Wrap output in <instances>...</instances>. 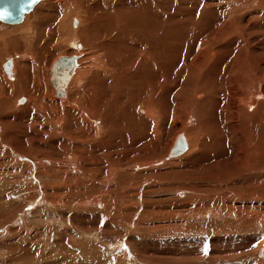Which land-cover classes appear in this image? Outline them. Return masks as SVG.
Returning <instances> with one entry per match:
<instances>
[{"label":"rangeland","instance_id":"obj_1","mask_svg":"<svg viewBox=\"0 0 264 264\" xmlns=\"http://www.w3.org/2000/svg\"><path fill=\"white\" fill-rule=\"evenodd\" d=\"M189 4L190 14L196 10V14L207 15L209 18L204 23L212 21V24L217 28L222 27L226 19L232 21L237 14L245 12L242 7L238 8L235 5L236 2L229 6V0H189ZM255 7L256 5L253 8ZM32 12L33 10L26 16ZM25 20L17 24H5L16 26ZM77 20L78 18L75 16L71 18L74 29L80 26V22ZM75 21L79 24L77 27H75ZM259 21L257 20V22ZM262 23L259 22L258 25ZM218 38L223 40L224 34L219 35ZM68 42L61 44L60 48L65 50L56 51V56L51 59V63L45 67L46 69H40H45L46 78L44 75H41V78L48 83L52 90L45 98L46 106L40 112H30L25 118L21 117V111L18 109L20 106H17V110H12L2 117L8 122H13V127L31 120V117L38 119L45 127L43 130L36 127L40 130L36 137L33 139L31 136L30 142L25 141L22 144L23 150L25 149L22 153L24 155L18 153L17 150L12 151L13 149H8V147L3 149L10 153L0 151V161L4 162L3 165H0V193L2 194V202H0V264H264V152L260 151L257 156L255 150L256 146H259V137L261 136L257 133L259 131L257 124L264 126V111H257L255 116L251 114L255 109L249 110L248 113L247 106H243V102L245 104L251 101L253 94L260 92L264 83V44L253 48V50L249 47L246 48V52L235 57L234 65L233 60L229 61L224 58L226 66H221L219 73L213 76V78L219 77V80L215 78L214 80L217 83L219 81L220 85L218 86L221 87L220 90H223L219 94V111L217 110V116L220 114L219 120L216 119L217 117H213V120L216 119L217 127L219 125V127H225L228 118H231L230 120L234 118L233 121L241 122L245 127L244 132L243 129L240 132L235 127L231 132L230 130L225 132V135L230 132L233 136V132L237 131L233 140L234 144L232 143L230 149L228 147L229 150L227 153L225 152L226 154L216 158L211 155L204 159L205 163L202 159H197L198 148L192 147V138L187 130L193 125L195 130H201L196 103L204 98L196 99L197 101L194 99L195 104L192 108L186 106L189 105V100L185 93L176 94L173 91L168 96V100L171 102L170 117L168 113L158 117L152 110L154 106L148 109V113L142 118H139L140 115H138V135L146 138V140L138 142V169L132 168V170L128 167V173L131 175H124L122 172L119 173L112 169L111 172L110 169L105 170V179L109 180L106 187L105 182H98L96 185L86 179L85 176L91 177V173L81 165L80 161L75 160L76 165L71 162L62 164L63 157L56 156V151H65V148L61 150L55 149V147L60 145V141H63L62 133H59L57 118H62L61 112L66 108L54 107L49 102L50 98L48 97L59 98L51 80L50 68L63 56L78 57V67L63 101L68 100L71 95H75L74 97L78 99L77 93H83L88 85L96 84L98 80V82L104 83L106 85L104 87L107 88L114 76L113 70L110 68L111 71L108 72L109 69L106 68L103 61L98 63L103 59L101 54L99 55L100 51L97 53L87 48L83 41L78 39ZM201 46L203 49L208 44L205 42ZM197 47L199 52L200 45ZM104 60L106 61V59ZM222 67H226L224 71H222ZM111 73L112 76H110ZM116 76L125 75L118 73ZM35 77L32 74L29 77V83L33 82ZM119 83H115L117 91L115 87L112 91L116 96L124 98L123 104L126 103L130 110L133 101L137 102L138 99L139 103H144L145 101L149 102L151 97L154 98V95H151V91L155 92L153 90L156 86L154 83L146 84L145 89L142 90L127 89L126 87L121 89ZM182 87L183 85L178 87L179 91ZM118 90L122 93L118 94ZM232 92L236 96L238 95L239 102L237 99L232 101L236 97L232 96L234 94ZM159 93L163 94L164 90H160ZM159 93L157 96L160 95ZM147 95L148 98H146ZM73 96L72 98H74ZM156 99L157 97L154 103L157 101L156 104L158 103L157 105L160 106V101ZM178 100L184 105H180ZM53 101L55 100L53 99ZM173 103L175 104L173 105ZM163 104H165L164 101ZM238 104H242V106H238ZM177 106H180L179 109ZM209 108L210 106L206 107V110ZM130 110L129 121H132L134 115ZM177 112L178 114H176ZM177 115H180L178 119ZM188 115L193 118L192 123L185 122ZM117 119H121V116H117ZM117 119L115 118V121ZM122 119L124 122L120 121V123H127L125 118ZM140 119L141 121H139ZM101 121L104 123V118ZM108 122L107 118L106 124ZM28 123L29 126L26 125L27 132L29 129L30 133L37 130L34 127L32 130V124ZM182 123L190 125L183 126ZM142 129L145 130L142 131ZM214 129L212 127V130ZM128 131L126 133H129ZM207 131L206 129L200 131L201 135L199 134L198 137L204 138ZM179 132L186 135L190 150L180 159L170 160L167 156L170 153V144ZM212 132H207L210 134L207 138H212ZM2 136L3 139H14L12 135L6 133ZM114 137L111 142L117 143L120 139L117 135ZM250 137H252L251 140H254L253 142ZM242 138H246L249 145L245 151L240 149L243 143ZM145 141L146 143H143ZM56 143L58 144L55 145ZM43 154H50L51 160ZM76 168L78 173L72 171ZM3 172L11 182L7 186L2 184L4 181ZM89 176L87 178H90ZM98 176L100 175L98 174ZM77 182L79 184L82 182L80 186H89L91 190L89 187L81 189L82 187ZM6 187H9L10 190H5L8 189ZM59 190L61 191L60 195L62 194L60 202L56 200ZM87 190L92 193L91 198H95L94 200L100 199V197L105 198L104 202L107 203V207L103 206L104 202L99 205L90 203L92 206L88 203L78 205V193ZM84 229L88 230L91 236L97 235L91 241L95 257L91 250L83 247L82 240L84 238L80 232ZM76 237L81 241H76ZM60 251H64V255ZM68 256L70 257L68 258ZM71 257L74 258V262Z\"/></svg>","mask_w":264,"mask_h":264},{"label":"bare ground","instance_id":"obj_2","mask_svg":"<svg viewBox=\"0 0 264 264\" xmlns=\"http://www.w3.org/2000/svg\"><path fill=\"white\" fill-rule=\"evenodd\" d=\"M148 1L38 0L32 9L23 15L21 20L4 21L0 19V143L2 142L0 145V151L10 153V151H5V149H3L8 147V149H13L12 151L17 150L18 153L22 154L25 151V149L23 150L22 144H24L25 141L30 142L32 140L31 136H33L34 139L38 132H40L38 128L43 130L45 125L42 122H39L38 119L36 120L32 117L31 120L24 121V123L22 122L20 125L17 124L14 127L12 126L13 122H8L2 117L12 110H17V106H20L18 109L21 111L22 118L27 117L30 112H40L41 109L46 106L47 103H45V98L49 95L50 91L52 92V90L50 86H48V83L41 78V75H44V78H46L45 67L48 66L51 63V59L56 56L55 52L59 49H61V51L65 50L64 48H60L62 43L78 39L83 41V44L87 46V48H90L97 53L100 51L99 55L101 54L103 59L98 63L103 61V64L109 69L108 72L111 71L110 68L113 70L114 76L107 88L104 87L106 86L104 83L102 84V82L100 83L98 80L96 81V84L88 85L85 91L83 90V93H77V97L79 95L78 99L74 97L75 95H71V97H68L69 99L67 98L68 100L63 101L68 93L69 84L71 83L78 67V57L75 56L76 66L63 95L58 94V89L52 82L55 87L56 95L59 98L48 97L50 98L49 102H51V105L54 107L66 108L65 111L61 112L63 115L62 118H57L59 133H62L61 137L63 138V141H60V145L58 143L55 144H58L55 149L58 148L64 150L65 148L64 152L56 151V156L63 157V160L61 161L62 164L68 162L75 164V160L80 161L81 165L91 173V177L88 175L90 178H87L88 176H85V178L96 185L98 182H105V186L106 184H109L108 178L105 179V170L110 169L111 172L112 169L127 175L129 174L128 167L131 169H138V144L141 141H144V139L146 140V138L139 136L140 134L138 135V115H140L139 118H142V116L148 113L147 110L154 106V109L152 110L154 113L156 112L158 117L165 115L166 113H168L169 116L171 102L168 100V96L170 95L169 93L173 91L176 94L185 93L187 95V100H189V105L186 106L189 107L194 106V99L197 101L196 99L204 98L201 101L198 100L200 102L196 103V112L198 113L199 119L198 123L201 125V132L205 131V129L206 131L208 130V133L213 131L211 133L213 139L207 138L208 135L210 136L207 132H205L206 136L204 138H200L198 137L200 131L195 130L193 124V127H189L187 132L192 138V147L198 148V152L195 151L197 159H202L204 162V159L211 155L216 158L221 157L225 152H228L230 147L234 144L233 140L236 137L237 132H233V136H231L230 132L232 131V128L235 127L240 132L242 131L241 129H243L244 132L245 127L241 122L236 123L233 121L235 120L234 118L232 120H230L231 118H228L225 127H219L220 125L217 127L216 119L220 116V114L217 116V110L219 111L218 108L220 103L219 94L223 90H220L221 87L218 86L220 85L219 81L217 83L214 80V78L218 79L219 77L215 76L213 78V76L219 73L221 66H226L224 58H227L229 61L233 60L234 65L236 60L235 57L240 53H244L246 48L249 47L253 50V48L264 44V0H229V6H231L233 2H236L235 5H237L238 8L242 7L245 12L237 14L232 21L226 19L223 26L219 28L213 25L212 21L204 23L209 18L207 15L196 14V10L193 11L194 13L190 14L189 0H151L149 4ZM143 5L145 6L143 7ZM255 5L256 7L253 8ZM32 10L33 12L26 16V14L30 13ZM25 16L26 20L24 19ZM74 16L77 17L80 22V26L77 29L72 27L71 18ZM23 20H25L23 23L16 26L5 24H17ZM257 20H260L259 22L261 23L263 22V26L262 24L258 25L259 22H257ZM77 21H75V27L79 25ZM221 34H224L225 38L223 40L218 38ZM140 39L143 41L140 42ZM205 42L208 46L202 49L201 45ZM68 43L71 44L70 42ZM197 45H200L199 48H201L199 52L197 51ZM104 59H106V61ZM226 63L228 64V62ZM41 68L45 69L40 70ZM224 68L222 67V71L225 70ZM51 70L52 68H50V73ZM118 73L124 74L125 76H116ZM32 74L36 77L33 82L29 83V77ZM110 76H112V73ZM116 82H120L118 85L122 87L121 89L126 87L127 89L131 88L133 90H142L145 89L146 84L151 85L154 83L156 85L153 89L155 92L153 91L154 93H152L151 91V95L153 94L154 98L151 97L149 102L145 101L144 103H139L138 99L137 102L135 101L136 103L134 101L133 103L130 102V110L126 103L125 105L123 104L124 98L122 99V97L116 96L113 92L114 87L116 89ZM182 85L183 87L179 91L178 87H181ZM162 89L164 90L163 94L159 93ZM118 92V94L122 93L120 90H118ZM158 93L160 95L157 96ZM72 96L74 98H72ZM232 96H236V94L234 93ZM237 96L234 97L232 101H235L238 98ZM156 97V100L160 101V106L157 105L158 103L156 104L157 101L154 103ZM146 98H148V95ZM53 99L55 101H53ZM260 100L264 102V83L262 84L260 92L253 94L251 101H248L245 104L243 102V106H247L246 111L248 110V113L249 110L252 111L255 109L254 113L251 114L256 116L257 114L255 113H257V111H264V103ZM163 101L165 104H163ZM178 101L180 105H184L180 100ZM237 102H239L238 99ZM117 104L119 105L118 107ZM174 104L175 103H173V105ZM240 105L242 106V104ZM240 105L238 104V106ZM208 106H210V108L206 110V107ZM178 107L180 106H177V108ZM129 110L131 114L134 115L132 121L130 120L131 123H129ZM176 114H178V112ZM221 115L224 116V114ZM117 116H121V119L125 118L127 123H120L123 119H117ZM178 116L180 115H177V119ZM214 116L217 118L213 120ZM103 118L104 123L101 121ZM107 118L109 121L108 124H106ZM115 118L117 119L116 121ZM183 120L184 119H182V121ZM185 120V122L188 121L192 123L193 118L189 116ZM139 121H141V119ZM28 122L32 124V130L38 127L36 128L37 130L32 131L33 133L29 132L30 129L27 132L26 125ZM53 122L56 123L54 120ZM114 122L116 124H113ZM145 122L147 121L145 120ZM257 125L259 129L257 133L261 135L259 137L257 134V137L260 139L259 146H256L255 149L258 156L260 151L264 152V126L259 123ZM212 127L215 129L212 130ZM161 128L163 129V127ZM126 129L127 131L129 130V133H126ZM251 129L253 130V128ZM144 130L142 129V131ZM227 130H230V132L225 135ZM145 132L147 133V131ZM4 133L12 135L14 139H3L2 134ZM116 135L120 140L117 143L115 141V143H112L111 141L113 140L111 139ZM252 137H250V140ZM251 141L253 142L254 140ZM143 143H146V141ZM189 147L190 145L186 135L184 136L179 132L170 144V153L167 155L168 159H180V157L189 152ZM247 148H249V145L245 138L243 139L240 149L241 151H245ZM240 153L239 155H241ZM43 155L51 160V158H49L51 156L50 154ZM3 163L0 161V165H3ZM72 171L78 173L77 168ZM98 174L100 176H98ZM2 176L5 177L6 173ZM4 177L2 184H6V186L11 184L10 180L7 179V176L5 177L6 179ZM75 178L78 179V177ZM88 180L86 181L88 182ZM81 183H78V185L80 186ZM85 187H82L81 189ZM6 188L8 189L5 190H10L9 187ZM60 192L61 191L59 190V196L56 197V200L59 202L61 201L60 198L62 195H60ZM91 194L92 193H89L88 190L86 192L80 191L78 193V205H80V203H96V205H99L104 202L105 198L100 197V199L94 200L95 198H91ZM1 197L2 194L0 193V202H2ZM103 204L104 207H107L106 202ZM80 234L83 236L82 238H84V240H82L83 247L87 250H91L92 255H94L91 241H93L97 235L93 234V236H91L90 232L85 229L82 230ZM71 239L73 240V238ZM75 240L81 241V239L77 237ZM60 252L63 253L64 251ZM69 257L70 256H68V258ZM74 258L71 257L72 260Z\"/></svg>","mask_w":264,"mask_h":264},{"label":"water","instance_id":"obj_3","mask_svg":"<svg viewBox=\"0 0 264 264\" xmlns=\"http://www.w3.org/2000/svg\"><path fill=\"white\" fill-rule=\"evenodd\" d=\"M38 0H0V19L4 21H19L23 15L32 9ZM76 66V57L63 56L57 60L51 70L52 82L58 89V94L63 95L66 86Z\"/></svg>","mask_w":264,"mask_h":264},{"label":"snow or ice","instance_id":"obj_4","mask_svg":"<svg viewBox=\"0 0 264 264\" xmlns=\"http://www.w3.org/2000/svg\"><path fill=\"white\" fill-rule=\"evenodd\" d=\"M33 2H35V0H33Z\"/></svg>","mask_w":264,"mask_h":264}]
</instances>
